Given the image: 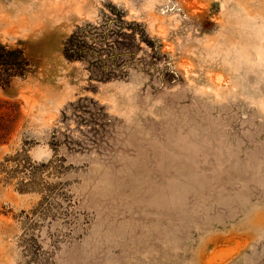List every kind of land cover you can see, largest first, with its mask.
<instances>
[{"label":"rangeland","instance_id":"rangeland-1","mask_svg":"<svg viewBox=\"0 0 264 264\" xmlns=\"http://www.w3.org/2000/svg\"><path fill=\"white\" fill-rule=\"evenodd\" d=\"M18 42L0 264H264V0H0Z\"/></svg>","mask_w":264,"mask_h":264},{"label":"trees","instance_id":"trees-1","mask_svg":"<svg viewBox=\"0 0 264 264\" xmlns=\"http://www.w3.org/2000/svg\"><path fill=\"white\" fill-rule=\"evenodd\" d=\"M87 27L98 30V26H92V24L78 26L62 42V54L67 60H81L90 65H97L104 61L100 54L102 48L96 46L102 41L100 40L102 32L96 31L94 36H90L92 41L89 43L85 39ZM94 53H97V56H93ZM91 56L95 57V60H89ZM34 71L35 64L27 53L24 42H18L15 45L0 43V88H7L15 78H26ZM110 75L109 71L106 76L110 77Z\"/></svg>","mask_w":264,"mask_h":264}]
</instances>
